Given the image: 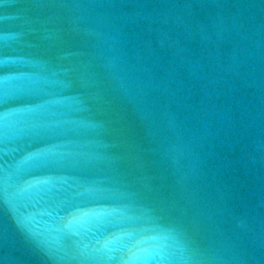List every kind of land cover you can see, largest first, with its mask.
<instances>
[{
	"label": "water",
	"instance_id": "water-1",
	"mask_svg": "<svg viewBox=\"0 0 264 264\" xmlns=\"http://www.w3.org/2000/svg\"><path fill=\"white\" fill-rule=\"evenodd\" d=\"M0 264H264V0H0Z\"/></svg>",
	"mask_w": 264,
	"mask_h": 264
}]
</instances>
